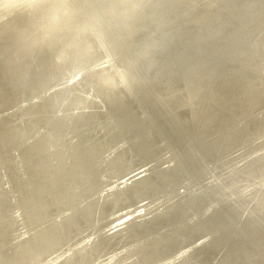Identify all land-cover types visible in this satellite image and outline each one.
Wrapping results in <instances>:
<instances>
[{
  "label": "bare ground",
  "instance_id": "1",
  "mask_svg": "<svg viewBox=\"0 0 264 264\" xmlns=\"http://www.w3.org/2000/svg\"><path fill=\"white\" fill-rule=\"evenodd\" d=\"M232 2L125 72L77 0H0V264H264V0Z\"/></svg>",
  "mask_w": 264,
  "mask_h": 264
},
{
  "label": "water",
  "instance_id": "2",
  "mask_svg": "<svg viewBox=\"0 0 264 264\" xmlns=\"http://www.w3.org/2000/svg\"><path fill=\"white\" fill-rule=\"evenodd\" d=\"M77 1L84 13L87 22L86 34L90 40L96 44L99 40L101 43L106 42L113 48L110 49L109 53L122 66L125 72H127V65L132 70L134 65L131 62L128 51H136L134 54H137V51L142 49L146 41L158 40L160 45L156 56L158 59H162L166 55L162 51V45H166L165 47L174 52L173 49L185 47L183 45L186 37V47L192 37H196L199 41L204 42L207 35L211 36L216 33L218 24L227 20L228 16H230V9L235 5L232 0H159L156 2L158 5L154 3L153 7L148 9V12L152 11L153 18L157 13L160 19H164V6L165 4L169 5L171 14H167L169 15L168 21L165 24L153 21L144 24L143 21L137 23L135 18L144 8H147L152 3L150 0ZM229 1L231 2L228 3ZM137 6L140 7L137 8ZM197 15H201L200 20L194 19V16ZM147 17L144 21H147ZM195 35H198V37ZM127 37L130 39L131 45L128 44ZM194 53H199V51L195 49ZM125 56H128L129 59H125ZM204 56L208 57L209 54L204 53ZM143 59L146 60V58ZM227 60L231 59L222 58L220 61L223 63H220L219 66L223 65V69L228 68L231 64L241 66L239 63H232V61L227 63ZM139 61L141 60L139 59ZM140 63L135 65L138 73L144 71ZM240 151L242 152V150ZM258 230L262 233L260 228ZM256 240L257 244L262 242L257 238ZM239 242H241L240 238L237 237L235 244Z\"/></svg>",
  "mask_w": 264,
  "mask_h": 264
}]
</instances>
